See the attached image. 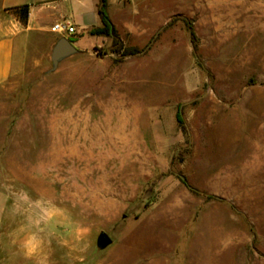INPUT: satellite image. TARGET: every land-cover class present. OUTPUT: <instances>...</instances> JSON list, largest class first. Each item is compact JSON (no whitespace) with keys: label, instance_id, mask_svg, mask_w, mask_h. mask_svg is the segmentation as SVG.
<instances>
[{"label":"rangeland","instance_id":"374dc122","mask_svg":"<svg viewBox=\"0 0 264 264\" xmlns=\"http://www.w3.org/2000/svg\"><path fill=\"white\" fill-rule=\"evenodd\" d=\"M108 11L116 49L36 39L0 87V264H264V0Z\"/></svg>","mask_w":264,"mask_h":264},{"label":"crops","instance_id":"0c3cea01","mask_svg":"<svg viewBox=\"0 0 264 264\" xmlns=\"http://www.w3.org/2000/svg\"><path fill=\"white\" fill-rule=\"evenodd\" d=\"M25 4L29 5L26 23L20 19L17 9ZM63 20L74 24L81 34L100 26L98 0H0V87L21 71L26 51L36 39L50 41L68 35L57 34L53 29L55 23ZM203 233H207L209 239L219 240V250L225 248L227 239L235 238L234 232L214 226Z\"/></svg>","mask_w":264,"mask_h":264},{"label":"trees","instance_id":"16d2710c","mask_svg":"<svg viewBox=\"0 0 264 264\" xmlns=\"http://www.w3.org/2000/svg\"><path fill=\"white\" fill-rule=\"evenodd\" d=\"M17 9H19V17L20 19L26 23L28 16H29V5L25 4L23 6L18 7ZM98 11H99V15L101 18V22L102 24L100 26H94L92 27L89 32L90 34H104L107 35L109 37H111L113 39V49H116V46L118 44H121V39L118 35L117 29L115 27L114 22L112 21L109 11H108V0H98ZM186 23L188 26V30L190 32L191 38H192V42H193V48H194V52L196 53L197 51V43H196V34L195 31L193 29V26L191 24V21H189L188 19H186ZM165 26H163L161 29H163ZM74 35V34H73ZM73 35H69L68 38L72 41L75 42L76 40H78V36H73ZM159 35V32H157L154 37L152 38V40L149 42V44H147L144 48L142 49H137V48H129V49H125V51L123 52V56H129V55H136V54H141V53H145L148 48L151 45V42L153 40L156 39V37ZM176 118L178 121L179 126L181 127V129L185 132L188 133V128H187V124L185 121V118L183 116V112H182V105L179 107L177 113H176ZM182 181L187 185V187L193 191L194 193H203L205 194L208 198H212L214 197V195L212 194H208L206 192H202L201 190H199L198 188H196L195 186L191 185L188 180L186 179V177L182 178Z\"/></svg>","mask_w":264,"mask_h":264},{"label":"water","instance_id":"95a60500","mask_svg":"<svg viewBox=\"0 0 264 264\" xmlns=\"http://www.w3.org/2000/svg\"><path fill=\"white\" fill-rule=\"evenodd\" d=\"M77 51L78 47L68 37H59L51 50L53 68H56L61 60L76 53ZM181 177L184 178V175H181Z\"/></svg>","mask_w":264,"mask_h":264},{"label":"built area","instance_id":"2783aa9c","mask_svg":"<svg viewBox=\"0 0 264 264\" xmlns=\"http://www.w3.org/2000/svg\"><path fill=\"white\" fill-rule=\"evenodd\" d=\"M53 29L55 32L73 35L77 32V28L68 20L59 21L54 24Z\"/></svg>","mask_w":264,"mask_h":264}]
</instances>
